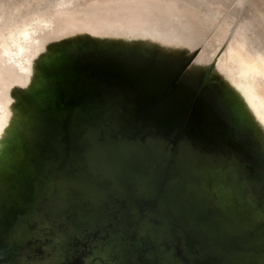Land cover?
I'll return each instance as SVG.
<instances>
[{"label": "water", "instance_id": "water-1", "mask_svg": "<svg viewBox=\"0 0 264 264\" xmlns=\"http://www.w3.org/2000/svg\"><path fill=\"white\" fill-rule=\"evenodd\" d=\"M71 56L43 98L45 131L23 146L14 189L0 195L6 211L20 207L22 215L35 202L42 219L64 221L61 230L72 234L36 250L30 264H261L264 181L242 172L220 192L213 181L236 139L230 112L204 102L215 88L210 72L198 95L195 84L183 83L188 69ZM209 186L217 199L234 201L227 213ZM105 201L116 207L115 220L92 225ZM226 221L233 232L224 231Z\"/></svg>", "mask_w": 264, "mask_h": 264}, {"label": "bare ground", "instance_id": "bare-ground-1", "mask_svg": "<svg viewBox=\"0 0 264 264\" xmlns=\"http://www.w3.org/2000/svg\"><path fill=\"white\" fill-rule=\"evenodd\" d=\"M106 3L112 5L111 17H124L126 23L122 25L114 18L107 20L100 38L101 55L139 62L136 66L151 62L162 67L168 59L174 63L171 54L183 52L190 56L197 49L193 63L203 62L209 55V67L218 65L223 69L222 77L211 84L215 88H219L217 84H227L231 101L243 107L242 114L237 112L232 118L264 127L261 123L264 122V0H106ZM184 29L189 31L187 46L177 50L170 39L174 31L181 33ZM44 32L45 29L38 30L37 40L43 41ZM138 49L146 52L144 57H136ZM154 51L159 52L161 64L156 62L157 56L147 55ZM51 75L46 82L39 83L42 86L35 84L26 89L24 99L28 106L25 105L22 122L11 129L0 123L2 194L9 188L13 164L20 161L23 146L35 142L45 131L42 103L52 86Z\"/></svg>", "mask_w": 264, "mask_h": 264}, {"label": "rangeland", "instance_id": "rangeland-1", "mask_svg": "<svg viewBox=\"0 0 264 264\" xmlns=\"http://www.w3.org/2000/svg\"><path fill=\"white\" fill-rule=\"evenodd\" d=\"M110 7L112 5L106 3V0H0V123L2 125L11 129L16 123L22 122V113L27 105L24 99L26 89L35 84L42 86L39 83L46 82L49 74L55 78L60 68L65 69L70 65L72 54L77 52L100 54V38L103 37L102 32L108 24L107 20L114 18L122 25L126 23L124 17L115 15L116 12H114L115 16L111 17ZM68 12L74 13L73 16L69 17ZM40 28L45 29L43 41L37 40ZM172 34L170 39L172 47L183 50L187 46L189 31L184 29L181 33L174 31ZM145 53L138 49L136 57H144ZM147 55L157 56L156 62L160 63L159 52H147ZM208 56L203 62L193 63L192 67L201 73L206 72L208 68L211 69L208 84L212 88L215 84L211 83L222 77L223 69L218 68V65L209 67ZM164 66L175 68L177 65L165 63ZM220 66L222 67L223 64ZM217 86L228 93L227 84H217ZM226 110L233 117L237 112L242 114L243 107L231 102ZM13 187V185L9 186L8 193L13 191ZM32 204V209L24 210L22 215L19 213L21 209L15 210L20 207L11 209L7 206L8 211H6L5 205H0V264H30L29 260L34 259L36 250L46 251L47 247H52L60 239L63 240L61 234H65V240L67 236L72 235L68 234V231L63 232L66 227L61 230L64 221H55L53 218L42 219L35 210L37 204L35 202ZM110 204V202L106 203L101 215L94 216L96 219L93 220L92 225L111 222L113 216H116L113 212L116 207ZM29 205L27 208L30 207ZM49 234L55 235L50 237ZM62 240L59 242L60 245Z\"/></svg>", "mask_w": 264, "mask_h": 264}, {"label": "snow or ice", "instance_id": "snow-or-ice-1", "mask_svg": "<svg viewBox=\"0 0 264 264\" xmlns=\"http://www.w3.org/2000/svg\"><path fill=\"white\" fill-rule=\"evenodd\" d=\"M171 55L177 65L174 69L177 74L184 72L185 69L189 70L183 79L185 86L192 87L195 84L198 95L202 94L199 90L200 79L207 75L211 69L201 73L193 69V61L190 58H185L183 52ZM204 102L223 115L226 109L230 107L232 101L230 94L226 90L216 88L204 94ZM227 127L235 137L236 142L230 143L228 151L221 154L224 159L218 165L220 172L218 174L214 172L213 181L217 185V192H220L221 188H227L233 182L234 177L239 178L242 172H246L249 179L256 177L264 181V127L253 125L247 120L238 117L229 119ZM0 135H3L2 128H0ZM245 164L247 167H242ZM217 192H212L211 186H209L207 194L227 213L234 201L225 197L222 193L217 199ZM0 194H2V187H0ZM223 228L228 233L234 231V225L227 221L224 223ZM162 264H167L166 260L162 259ZM261 264H264V261Z\"/></svg>", "mask_w": 264, "mask_h": 264}, {"label": "flooded vegetation", "instance_id": "flooded-vegetation-1", "mask_svg": "<svg viewBox=\"0 0 264 264\" xmlns=\"http://www.w3.org/2000/svg\"><path fill=\"white\" fill-rule=\"evenodd\" d=\"M130 264H136V263H130Z\"/></svg>", "mask_w": 264, "mask_h": 264}]
</instances>
